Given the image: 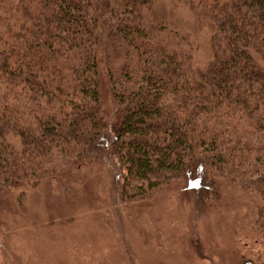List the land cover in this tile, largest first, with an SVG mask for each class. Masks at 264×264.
<instances>
[{"label":"trees","instance_id":"trees-1","mask_svg":"<svg viewBox=\"0 0 264 264\" xmlns=\"http://www.w3.org/2000/svg\"><path fill=\"white\" fill-rule=\"evenodd\" d=\"M154 1L0 0V195L22 203L108 149L121 203L187 177L217 195L218 177L258 199L264 236V0H175L212 29L203 67Z\"/></svg>","mask_w":264,"mask_h":264},{"label":"rangeland","instance_id":"rangeland-1","mask_svg":"<svg viewBox=\"0 0 264 264\" xmlns=\"http://www.w3.org/2000/svg\"><path fill=\"white\" fill-rule=\"evenodd\" d=\"M151 19L196 47L194 64L211 59L207 21L175 0H155ZM100 62L101 103L113 102ZM116 122V121H115ZM71 179L19 195H0V264H264L258 199L215 178L217 195L201 198L198 178H185L137 203L117 198L118 160L105 150Z\"/></svg>","mask_w":264,"mask_h":264}]
</instances>
